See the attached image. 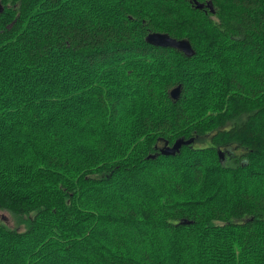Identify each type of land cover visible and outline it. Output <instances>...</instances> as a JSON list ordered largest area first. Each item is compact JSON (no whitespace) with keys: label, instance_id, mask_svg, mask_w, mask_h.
<instances>
[{"label":"trees","instance_id":"trees-1","mask_svg":"<svg viewBox=\"0 0 264 264\" xmlns=\"http://www.w3.org/2000/svg\"><path fill=\"white\" fill-rule=\"evenodd\" d=\"M0 3V264H264V0Z\"/></svg>","mask_w":264,"mask_h":264},{"label":"water","instance_id":"water-1","mask_svg":"<svg viewBox=\"0 0 264 264\" xmlns=\"http://www.w3.org/2000/svg\"><path fill=\"white\" fill-rule=\"evenodd\" d=\"M197 7L202 8L204 6L203 3L196 2ZM208 6H211V3L209 2L206 4ZM147 42L158 45V46H163V47H173L176 48L180 51H182L185 55L187 56H192L196 53L191 41L187 38H177L172 35H170L167 32H160V31H154L150 32L147 37H146ZM182 93V86L178 85L174 87L171 91L170 94L172 98L178 99L181 96ZM195 142V139L192 138H184L180 137L176 139L172 144L169 143V141H166L164 145L160 147V154L163 155H176L180 153L182 147L184 145H190ZM223 155V154H221ZM158 155L157 154H150L148 158H156ZM184 223H191L192 221L190 220H185L183 221Z\"/></svg>","mask_w":264,"mask_h":264},{"label":"rangeland","instance_id":"rangeland-1","mask_svg":"<svg viewBox=\"0 0 264 264\" xmlns=\"http://www.w3.org/2000/svg\"><path fill=\"white\" fill-rule=\"evenodd\" d=\"M0 10H2L1 3H0ZM0 220L6 222L9 226H12V227L16 225L15 216L10 211H7V210L0 209Z\"/></svg>","mask_w":264,"mask_h":264},{"label":"flooded vegetation","instance_id":"flooded-vegetation-1","mask_svg":"<svg viewBox=\"0 0 264 264\" xmlns=\"http://www.w3.org/2000/svg\"><path fill=\"white\" fill-rule=\"evenodd\" d=\"M235 152H236V155L235 156H233V157H230V156H228L227 154H223V155H221V158L223 159V160H230V161H232L233 163H238V162H242V153H241V149H235L234 150ZM239 155V156H238ZM242 157V158H241ZM242 159V160H241Z\"/></svg>","mask_w":264,"mask_h":264},{"label":"bare ground","instance_id":"bare-ground-1","mask_svg":"<svg viewBox=\"0 0 264 264\" xmlns=\"http://www.w3.org/2000/svg\"><path fill=\"white\" fill-rule=\"evenodd\" d=\"M244 149H247V148L244 147ZM242 150H243V148H242ZM243 152H247V150H245V151H243ZM243 152H242V153H243ZM248 155H249V154H248ZM234 156H235V155H234ZM238 156H239V155H238ZM244 156H245V155H243V157H244ZM241 158H242V157H241ZM242 159H243V158H242ZM242 159H241V160H242ZM243 162H245V161H243ZM237 191H238V190H237ZM237 191H236V192H237ZM235 194H236V193H235ZM239 195H240V194H239ZM236 196H237V195H235V197H236ZM234 199H235V198H234ZM236 200H238V199L236 198ZM234 202H236V201L234 200Z\"/></svg>","mask_w":264,"mask_h":264}]
</instances>
